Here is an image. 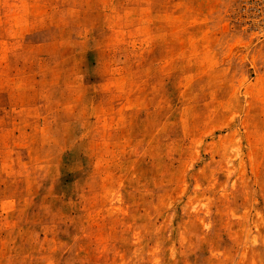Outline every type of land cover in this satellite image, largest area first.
<instances>
[{
  "label": "rangeland",
  "instance_id": "374dc122",
  "mask_svg": "<svg viewBox=\"0 0 264 264\" xmlns=\"http://www.w3.org/2000/svg\"><path fill=\"white\" fill-rule=\"evenodd\" d=\"M0 264H264V0H0Z\"/></svg>",
  "mask_w": 264,
  "mask_h": 264
}]
</instances>
